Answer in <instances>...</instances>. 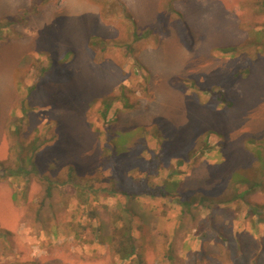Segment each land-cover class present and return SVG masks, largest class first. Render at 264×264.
<instances>
[{"label":"rangeland","instance_id":"374dc122","mask_svg":"<svg viewBox=\"0 0 264 264\" xmlns=\"http://www.w3.org/2000/svg\"><path fill=\"white\" fill-rule=\"evenodd\" d=\"M259 1L0 0V264H264Z\"/></svg>","mask_w":264,"mask_h":264},{"label":"trees","instance_id":"16d2710c","mask_svg":"<svg viewBox=\"0 0 264 264\" xmlns=\"http://www.w3.org/2000/svg\"><path fill=\"white\" fill-rule=\"evenodd\" d=\"M260 5H262L264 7V0H260L259 2ZM260 6V7H262ZM262 8H260L261 10ZM176 11V10H175ZM178 12V11H176ZM7 25V23H6ZM1 27V25H0ZM253 34L251 32V37L248 38V40H250V43H255L257 45H262L264 46V28L260 29V30H252ZM236 47H225V48H215L214 51H222L224 53H230L232 51L235 50ZM237 50V48H236ZM71 56L70 53H65L64 58L69 57V55ZM246 72L245 70H240L237 71L235 73V77H240L245 75ZM231 77V78H230ZM233 75H230L227 79H226V83H230V85L232 83H234V78ZM236 79V78H235ZM230 85L227 84V87H229ZM204 90H206L211 96L215 95V102L214 105L217 108H230L232 106V100L229 98V96L227 95V92L225 89H222L221 91H215V88H205ZM213 133V131H209L208 134ZM208 136V135H207ZM254 154L258 157V161L260 163V168L262 169V171H264V148H256L254 150ZM23 155V154H22ZM34 155L33 154L31 156V158H27V163H25L24 157L20 156L19 158V166L17 168V170H10V171H6V172H0V179L5 178L6 176H12V175H20V174H29L30 172H32L33 168H31V166H35L34 165ZM244 173V172H243ZM242 178V182H246L249 183L250 187L248 188V190L255 188L259 185L260 181L256 180L255 182L253 180L250 179V177L246 176L243 174ZM44 178V177H43ZM51 189H52V183L48 184V195H51ZM247 190V191H248ZM246 192V191H245ZM124 194L126 195H131L133 196L134 193L131 192H127V191H123ZM155 195H158V193H160L161 196L164 195H168L169 193H171V191H167V190H157L156 192H154ZM247 193V192H246ZM237 197V196H236ZM233 199V198H232ZM201 201H203V199H201ZM186 205H191L192 202H186ZM264 208V206H260L259 208ZM259 208H252L254 209L255 212H259ZM121 218V225L119 227L115 228V232L114 234L111 236V240L113 242L114 245V249L115 252L120 256V258L124 261L133 259L134 257L138 256L139 252H138V248H137V244H136V239L135 236L133 234V218L131 216L126 217V216H120ZM0 235L3 236L4 238H9L10 236V232L6 231V230H1L0 231ZM136 264H145L144 259L142 254H139V256L135 259Z\"/></svg>","mask_w":264,"mask_h":264}]
</instances>
